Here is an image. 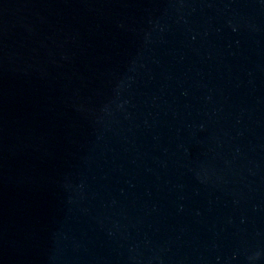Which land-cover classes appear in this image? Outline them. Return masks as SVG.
<instances>
[{
    "label": "water",
    "instance_id": "95a60500",
    "mask_svg": "<svg viewBox=\"0 0 264 264\" xmlns=\"http://www.w3.org/2000/svg\"><path fill=\"white\" fill-rule=\"evenodd\" d=\"M0 264H264V0H0Z\"/></svg>",
    "mask_w": 264,
    "mask_h": 264
}]
</instances>
